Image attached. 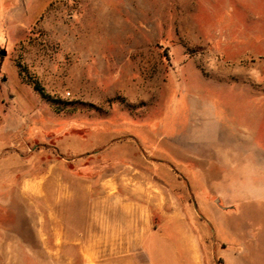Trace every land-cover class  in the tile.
Returning a JSON list of instances; mask_svg holds the SVG:
<instances>
[{"label": "rangeland", "instance_id": "374dc122", "mask_svg": "<svg viewBox=\"0 0 264 264\" xmlns=\"http://www.w3.org/2000/svg\"><path fill=\"white\" fill-rule=\"evenodd\" d=\"M110 201L123 226L197 233L202 264H264V0H0V231L37 248L58 214L78 252Z\"/></svg>", "mask_w": 264, "mask_h": 264}, {"label": "crops", "instance_id": "0c3cea01", "mask_svg": "<svg viewBox=\"0 0 264 264\" xmlns=\"http://www.w3.org/2000/svg\"><path fill=\"white\" fill-rule=\"evenodd\" d=\"M105 185H110L106 183ZM27 194L33 193L34 190L40 188V182L27 183ZM113 204L111 201L105 205L104 213L96 214V210H93V214L97 220L107 219L109 225L105 228V232H97L93 229L90 232V236L88 242L86 244L79 243L77 241H70L69 244L72 246H81V249L78 252L74 250H65L64 246L66 244L65 236L66 232L62 226H60L59 216H52L51 223L55 224L52 228L55 229V232L47 233L42 232L39 234L38 232H34L36 238L40 240V247L34 248L26 245L21 246L20 248H16L9 244L7 240H11L14 238H20L15 234L9 231H0V254L6 256H14V255H24V254H35V255H44L49 253H55L57 251L58 254H72L83 256L84 261L87 264H98V261L101 264H154V256L152 253V249L150 247V241L148 239H156L160 243L162 242L164 245L170 247V250L173 252L180 253L183 256L184 264H202L204 263L202 245L200 242V238L197 233L190 230H172V231H138V229H134L129 225L123 226L124 222L129 223V216L131 213L128 210V206L126 208L128 211L127 218L120 217V219L113 215ZM133 222L137 221V214H132ZM136 218V220H135ZM48 218H45L44 222H48ZM175 222H181L185 220V215L181 218H175ZM40 222V221H39ZM104 222V221H103ZM113 222V226H112ZM190 228V226H189ZM104 233V234H103ZM44 234L46 238L48 235H52L53 239L58 240V246L56 248H51L47 246V243L43 240ZM256 236V235H254ZM8 244V245H7ZM2 246V247H1ZM3 248V249H2ZM245 250V249H244ZM246 251V250H245ZM143 256L144 262H139L138 256ZM234 263L238 260V255L234 258ZM3 264H13V261L9 258L5 260Z\"/></svg>", "mask_w": 264, "mask_h": 264}, {"label": "trees", "instance_id": "16d2710c", "mask_svg": "<svg viewBox=\"0 0 264 264\" xmlns=\"http://www.w3.org/2000/svg\"><path fill=\"white\" fill-rule=\"evenodd\" d=\"M34 87L38 92L44 95L43 88H41V86L37 82L34 83Z\"/></svg>", "mask_w": 264, "mask_h": 264}, {"label": "water", "instance_id": "95a60500", "mask_svg": "<svg viewBox=\"0 0 264 264\" xmlns=\"http://www.w3.org/2000/svg\"><path fill=\"white\" fill-rule=\"evenodd\" d=\"M3 54H5V52H3Z\"/></svg>", "mask_w": 264, "mask_h": 264}]
</instances>
